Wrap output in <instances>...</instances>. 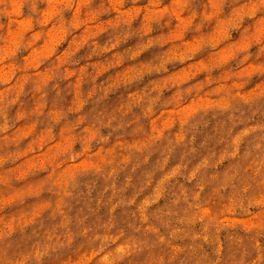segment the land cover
Wrapping results in <instances>:
<instances>
[{"label": "rangeland", "instance_id": "1", "mask_svg": "<svg viewBox=\"0 0 264 264\" xmlns=\"http://www.w3.org/2000/svg\"><path fill=\"white\" fill-rule=\"evenodd\" d=\"M0 264H264V0H0Z\"/></svg>", "mask_w": 264, "mask_h": 264}]
</instances>
